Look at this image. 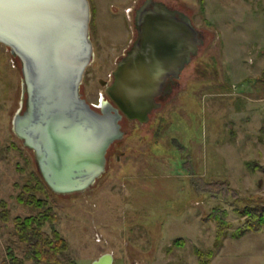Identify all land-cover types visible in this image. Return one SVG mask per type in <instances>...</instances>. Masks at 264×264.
Instances as JSON below:
<instances>
[{"label":"rangeland","instance_id":"obj_1","mask_svg":"<svg viewBox=\"0 0 264 264\" xmlns=\"http://www.w3.org/2000/svg\"><path fill=\"white\" fill-rule=\"evenodd\" d=\"M90 1L96 56L82 93L97 105L100 80L110 79L135 36L130 7L144 0ZM159 1L192 18L199 53L147 123L122 122L106 174L84 193L53 194L15 136L25 101L21 64L0 44V264H92L106 253L113 264H264V229L232 235L243 223L235 210L264 198L254 149L264 134V0ZM215 181L229 183L237 199L218 194ZM215 208L232 224L219 241L208 219ZM48 210L54 221L43 231H58L68 244L56 263L29 259L15 223Z\"/></svg>","mask_w":264,"mask_h":264},{"label":"water","instance_id":"obj_2","mask_svg":"<svg viewBox=\"0 0 264 264\" xmlns=\"http://www.w3.org/2000/svg\"><path fill=\"white\" fill-rule=\"evenodd\" d=\"M138 11L139 35L106 88L112 105L94 109L82 93L94 61L90 0H0V44L20 61L23 108L13 132L34 154L39 175L61 196L89 191L108 170L123 117L147 123L202 40L191 19L163 2ZM103 254L92 264H113Z\"/></svg>","mask_w":264,"mask_h":264},{"label":"trees","instance_id":"obj_3","mask_svg":"<svg viewBox=\"0 0 264 264\" xmlns=\"http://www.w3.org/2000/svg\"><path fill=\"white\" fill-rule=\"evenodd\" d=\"M259 169L264 172L263 167L259 166ZM211 187L216 189L218 194L222 193V196L225 198H232L234 194L233 198L237 199L235 190L227 182L222 184L215 181L211 184ZM245 202L247 203L244 207L235 210V213L243 219V223L232 234L233 238H241L251 232L260 233L264 229V198L253 196ZM30 203L36 207H45L40 200L33 199ZM50 212L51 210H48L46 213H41L37 216H30L23 219L17 218L15 222L20 239L28 244L29 252L27 253V257L29 259L33 258L37 262H59L58 257L68 251V244L58 231L52 230L51 234L43 231L46 223L54 221V217ZM228 216L226 210L215 208L208 217L209 220L216 223V239L218 241L226 238L228 235L226 233L231 228L232 224L227 220ZM216 247H218V244H216ZM208 255L210 257L213 256L212 252Z\"/></svg>","mask_w":264,"mask_h":264},{"label":"flooded vegetation","instance_id":"obj_4","mask_svg":"<svg viewBox=\"0 0 264 264\" xmlns=\"http://www.w3.org/2000/svg\"><path fill=\"white\" fill-rule=\"evenodd\" d=\"M91 2V1H90ZM146 2H149V6H148V9H153V3L154 2H162V1H159V0H144V2H142L138 7L137 6H135V8H133L134 7V5H131V7H130V12H132V16H133V19H132V21H133V34L135 35V36H133V38H132V40L131 41H129L130 42V45L126 48V49H124V51L123 52H121L120 53V57L118 58V60L116 61V68L113 70V72L111 73V75H110V79L108 80V81H104V80H100V83H101V85L103 86V88H104V91L102 92V93H100V97H99V103L97 104V105H92L91 104V106H93L94 107V109L96 110V111H98V112H102L105 108H107V107H109V106H113V107H115V105H114V103L111 101V99L109 98V96L106 94V88L109 86V85H111L112 83H113V80H114V73H115V71L117 70V68H118V65H119V63L122 61V59L125 57V56H127V54H128V52L130 51V49L132 48V46H133V44H134V42L136 41V39H137V37H138V35H139V31H138V29H137V25H136V19H137V14H138V11L143 7V4L144 3H146ZM134 3H137V2H134ZM164 3V2H163ZM133 4V3H132ZM168 8L169 9H171L172 11H177V12H181V13H184V12H182V11H180L179 9H177V8H173V7H169L168 6ZM185 15H187L186 13H184ZM190 19H191V21H192V18L189 16V15H187ZM92 20H93V10H92ZM91 24H92V21H91ZM91 37H92V40H93V45H95V43H94V38H93V36H92V28H91ZM199 38L200 39H202L201 38V34L199 33ZM94 56H96V52H95V46H94ZM93 64V63H92ZM184 71V70H183ZM87 72V71H86ZM179 80H169L168 82H167V84H169V86H171L172 87V91L170 92V93H165L163 96H161L157 101L158 102H161V104L165 101V100H167L168 98H169V96L171 95V93L173 92V90H174V88L175 87H177L178 86V82ZM83 96L86 98V96H85V94H84V91H83ZM87 99V98H86ZM87 101H88V99H87ZM89 104H90V102H89ZM154 112V111H153ZM153 112H152V114H153ZM151 114V115H152ZM151 117V116H150ZM124 120H129L128 118H126V117H123V119L121 120V126H122V122L124 121ZM122 130H123V128H122ZM123 132L125 133V131L123 130ZM120 141H117V142H115L111 147H110V149H109V151L112 149V147H114L115 145H117L118 143H119ZM109 151H108V154H109ZM108 154H107V162H108Z\"/></svg>","mask_w":264,"mask_h":264},{"label":"crops","instance_id":"obj_5","mask_svg":"<svg viewBox=\"0 0 264 264\" xmlns=\"http://www.w3.org/2000/svg\"><path fill=\"white\" fill-rule=\"evenodd\" d=\"M264 63V58H261L260 59V65H262ZM264 130V127L262 129V132ZM237 138H240V136H238ZM243 141H246L244 140V138H242ZM253 140V139H252ZM239 142V139L237 140ZM235 143H237L235 141ZM254 149L257 151V160L259 162V164L261 166L264 167V134H262L260 137H259V140L257 142V144L254 146ZM262 184H263V187H264V179L262 180Z\"/></svg>","mask_w":264,"mask_h":264}]
</instances>
